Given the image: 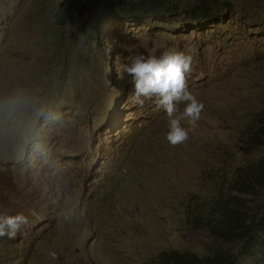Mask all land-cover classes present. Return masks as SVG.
I'll return each mask as SVG.
<instances>
[{
    "label": "rangeland",
    "instance_id": "1",
    "mask_svg": "<svg viewBox=\"0 0 264 264\" xmlns=\"http://www.w3.org/2000/svg\"><path fill=\"white\" fill-rule=\"evenodd\" d=\"M61 1L0 0V98L32 101L23 132L0 124V215L31 214L15 239L0 238V264H151L166 250L234 251L187 215L206 209L217 188L226 193V180L251 159L241 136L264 112V0H229L222 21L191 23L182 13L106 17L98 26L87 20L104 0H79L58 28ZM169 1L185 11L196 0ZM95 40L120 42L124 63L137 51L195 49L188 87L205 108L185 144L167 142L151 101L132 102L113 56L108 77ZM77 46L87 50L81 60ZM251 206H264V190Z\"/></svg>",
    "mask_w": 264,
    "mask_h": 264
},
{
    "label": "trees",
    "instance_id": "2",
    "mask_svg": "<svg viewBox=\"0 0 264 264\" xmlns=\"http://www.w3.org/2000/svg\"><path fill=\"white\" fill-rule=\"evenodd\" d=\"M77 1L79 0L59 2L55 21L58 28L67 23ZM104 6L102 10L91 14L87 20L88 24H92L95 17L103 12L133 18L183 13L185 18L192 22L209 23L214 18L216 21L225 20L233 4L229 0H196L185 11L178 9L169 0H104ZM77 47L76 60H81L86 56L87 50ZM67 53L72 56V50H67ZM93 54L96 57L107 55L104 45L97 40L94 43ZM64 73L67 74L68 71L64 70ZM260 115L255 118L252 128H247L248 132L246 129L241 136L242 151L251 159H245L231 178L226 180L227 192L221 191L224 188H217L216 194L206 204V209L191 210L187 215V222L196 230L207 231L221 244H234L237 248L234 251L224 248L213 249L212 254L204 256L188 250H166L151 261V264H242L241 258L252 259L256 264H264V206L258 207L255 211L251 206L259 191L264 190V112ZM151 140L152 134L143 143V147L148 144L150 147ZM130 146L131 140L125 146L127 153H130ZM149 147L142 152L140 150L138 159L143 158V151ZM253 152H259L255 159L252 158ZM135 180L134 175L130 184L135 185Z\"/></svg>",
    "mask_w": 264,
    "mask_h": 264
},
{
    "label": "clouds",
    "instance_id": "3",
    "mask_svg": "<svg viewBox=\"0 0 264 264\" xmlns=\"http://www.w3.org/2000/svg\"><path fill=\"white\" fill-rule=\"evenodd\" d=\"M85 3L90 5L92 2ZM102 6L91 11L89 15L102 10ZM106 17L139 19L132 16L119 17L115 16V13L103 12L95 17L92 25L98 26L100 21ZM109 41H99L104 45L105 53H107V55H100V62L108 77L112 75L114 79L113 56L121 63L117 70V78H128V82L133 86L132 102L142 107L147 101H151L157 110L156 117L161 120L160 129H162L161 126L168 125L167 142L173 147L185 144L190 138V133L197 128L205 108L203 102L198 100L188 87V76L193 71L195 49L189 48L187 52L168 49L159 56H146L137 51L133 52L124 63L119 53L120 42L116 41L112 45ZM127 50L131 51V49ZM181 105H183L182 109ZM31 106L32 101L23 93L0 98V124L9 123L14 129L23 132L25 117ZM164 115H166L165 118ZM140 138L143 137L134 135L131 140ZM11 164L18 163L11 161ZM30 215L24 212L0 215V238L15 239L21 228L30 225ZM55 258L53 255V259Z\"/></svg>",
    "mask_w": 264,
    "mask_h": 264
}]
</instances>
